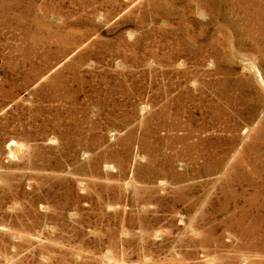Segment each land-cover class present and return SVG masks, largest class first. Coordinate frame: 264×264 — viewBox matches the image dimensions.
<instances>
[{
	"label": "rangeland",
	"instance_id": "1",
	"mask_svg": "<svg viewBox=\"0 0 264 264\" xmlns=\"http://www.w3.org/2000/svg\"><path fill=\"white\" fill-rule=\"evenodd\" d=\"M0 264H264V0H0Z\"/></svg>",
	"mask_w": 264,
	"mask_h": 264
}]
</instances>
